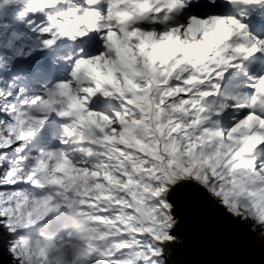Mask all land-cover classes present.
<instances>
[{
    "label": "snow or ice",
    "instance_id": "obj_1",
    "mask_svg": "<svg viewBox=\"0 0 264 264\" xmlns=\"http://www.w3.org/2000/svg\"><path fill=\"white\" fill-rule=\"evenodd\" d=\"M244 247L264 252V0H0L7 264Z\"/></svg>",
    "mask_w": 264,
    "mask_h": 264
},
{
    "label": "water",
    "instance_id": "obj_2",
    "mask_svg": "<svg viewBox=\"0 0 264 264\" xmlns=\"http://www.w3.org/2000/svg\"><path fill=\"white\" fill-rule=\"evenodd\" d=\"M209 213H211V209H209ZM190 252V248L178 250L174 260L182 261L188 259L190 257ZM223 258L246 261L247 264H264V252H262L259 247H244L242 250ZM0 262H2V264H7L6 254L0 255Z\"/></svg>",
    "mask_w": 264,
    "mask_h": 264
}]
</instances>
